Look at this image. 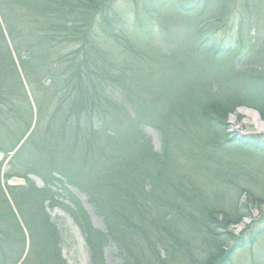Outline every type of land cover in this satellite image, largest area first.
Returning <instances> with one entry per match:
<instances>
[{"label": "trees", "instance_id": "trees-1", "mask_svg": "<svg viewBox=\"0 0 264 264\" xmlns=\"http://www.w3.org/2000/svg\"><path fill=\"white\" fill-rule=\"evenodd\" d=\"M23 1L0 0V264H69L56 208L80 227L90 264H107L106 245L122 264H234L264 240L254 222L232 228L264 204L253 191L264 135L236 136L220 112L247 106L264 119V0H201L198 14L181 0H145L149 25L138 27L129 14L107 18L118 0ZM198 20H230L238 33L214 43ZM261 251L252 264H264Z\"/></svg>", "mask_w": 264, "mask_h": 264}, {"label": "rangeland", "instance_id": "rangeland-1", "mask_svg": "<svg viewBox=\"0 0 264 264\" xmlns=\"http://www.w3.org/2000/svg\"><path fill=\"white\" fill-rule=\"evenodd\" d=\"M159 1V0H158ZM163 1V0H160ZM183 3L186 4H190L191 6L197 8L196 12L197 14L199 13L198 11L200 10V6L199 3L201 0H181ZM30 0H25L22 3L23 4H31ZM146 3L145 0H118L115 5H114V10H112L107 18L112 19V17H116L118 18L119 14L121 13H125V15L127 16V22L129 23H133L132 27H138L139 25H143V26H147L149 25L148 22V12L146 11L145 8V4ZM148 7V6H146ZM150 12V11H149ZM70 15V14H69ZM98 23L101 24V22L104 23V21L101 20V18H97ZM253 25L255 24V19L251 20ZM199 24L202 25L203 28H205L208 25V29L207 31L209 32H214L216 34H218V37H216L214 43L220 42V43H226V44H231L230 41H232V39L234 40L236 37V34L238 32H236L237 27L239 25H235L232 28V23L230 20L228 21H221V22H217L216 21H205V20H198ZM113 25L111 26H107L109 28V30H118L119 29V25L117 22H112ZM216 23V24H215ZM264 25V14H262V17L260 19L259 25H258V29L260 30ZM105 26V25H104ZM103 26V27H104ZM152 26V25H151ZM214 26L218 27L215 28ZM176 29L174 31L177 30V28H183L181 25H175ZM214 27V28H213ZM156 28V25H153V29ZM184 29V28H183ZM263 30V28H262ZM173 32V31H172ZM177 33V32H173L172 34ZM263 33V32H261ZM212 34V33H210ZM182 36V34H181ZM261 40H259L261 42V44L264 46V35L261 34ZM69 57H70V53L68 55H66V53L63 55L62 59L65 60V64H69ZM63 62V63H64ZM164 62H162L163 64ZM156 64V63H154ZM202 65L204 66H208L202 63ZM210 67V66H208ZM220 72V71H217ZM243 75V77H247V78H252L251 76L248 75V71H243L241 72ZM245 75V76H244ZM251 75V74H250ZM257 81V80H256ZM7 81H2L0 83V88H6V83ZM5 86V87H4ZM257 93V92H256ZM258 93L259 94H264V87H259L258 88ZM11 94V93H9ZM20 99V97L18 98ZM247 106H242V107H237L235 109L234 112H225L223 109H220L221 114L223 113L224 115H226L227 118V124L229 125V130L231 132H234L236 136L239 137H243V136H250V135H258V136H263L264 135V131L262 132L260 129H258L257 125L255 124V122L252 120V115L249 112H246L245 110H243V108H245ZM246 109H252V110H256L261 119L263 118L260 114V112L253 108V107H247ZM264 121V119H262ZM36 122V114L34 112V121L31 125V130L34 127ZM14 131H16L17 136L20 134V128L16 127L15 129L13 128ZM148 134L150 135L152 142H153V146L156 150H160L161 148V137H160V133L152 128V127H147L146 128ZM23 141V140H22ZM21 141V142H22ZM20 142V144H21ZM18 144V146L20 145ZM13 153H10V156ZM10 156L8 157V159L10 158ZM4 158V153L0 152V160H2ZM251 163H249L248 169H251ZM10 165L7 166V162L4 166V169H9ZM247 172V169L245 170V173ZM255 177H257L258 180L259 179V175L254 174ZM11 184H23L24 181L21 178L15 177L13 179H11L10 181ZM37 184L38 185H42V182L40 181V179L37 178ZM257 186L255 187V189H253V191L257 194L261 193L262 195H264V182L262 183H257ZM67 189H69V191L71 192V194L77 198V200L80 202V204L82 205L83 209L86 211V213L88 214V216L91 219V222L93 224L94 227L102 230V231H106V227L105 224L103 222V219L95 212V209L93 208V206L89 203L88 201V196L86 193L82 192L81 190H79L77 187L71 186L69 184L66 185ZM58 190V194H60L59 196L61 198L65 197L67 198V201H69V196H67L66 191L63 188H57ZM263 191V192H262ZM247 201L246 197H243L242 200H240L238 202L239 207L241 209V211H245L244 210V203ZM255 204V203H254ZM250 208L252 209V213L251 214V218L247 217V219H244L236 224L233 225L232 228L233 230L238 233L240 231H245L247 230L245 227L246 225H251L253 222V224H256V227H264V204L262 205H251ZM52 215L57 217V220L60 224L61 227V231L63 234V242L67 245L64 250V255L66 256V258L68 259L69 264H90L89 261V250L88 247L86 245V242L84 240V237L82 235L81 229L80 227L74 222L73 218L68 214V212H65L62 209L56 208L55 210L52 211ZM250 220V221H249ZM250 222V224H248ZM261 240V239H260ZM264 243V240L261 242H256L255 244H251V246H247L241 250H239L234 258L235 263L234 264H252L255 260V255L262 252V245ZM104 256L106 259V263L107 264H122L121 260L115 256V248L113 245H106V247L104 248Z\"/></svg>", "mask_w": 264, "mask_h": 264}, {"label": "bare ground", "instance_id": "bare-ground-1", "mask_svg": "<svg viewBox=\"0 0 264 264\" xmlns=\"http://www.w3.org/2000/svg\"><path fill=\"white\" fill-rule=\"evenodd\" d=\"M246 112L251 113L252 115V120L255 122V124L257 125L258 129H260L261 131H264V121L259 117L258 113L256 111L253 110H247V109H243Z\"/></svg>", "mask_w": 264, "mask_h": 264}, {"label": "water", "instance_id": "water-1", "mask_svg": "<svg viewBox=\"0 0 264 264\" xmlns=\"http://www.w3.org/2000/svg\"><path fill=\"white\" fill-rule=\"evenodd\" d=\"M257 112V111H256ZM258 113V112H257Z\"/></svg>", "mask_w": 264, "mask_h": 264}]
</instances>
